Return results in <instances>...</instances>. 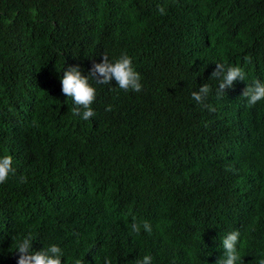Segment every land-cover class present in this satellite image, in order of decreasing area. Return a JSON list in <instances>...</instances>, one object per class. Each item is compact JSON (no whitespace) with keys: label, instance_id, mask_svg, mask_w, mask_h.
Instances as JSON below:
<instances>
[{"label":"trees","instance_id":"1","mask_svg":"<svg viewBox=\"0 0 264 264\" xmlns=\"http://www.w3.org/2000/svg\"><path fill=\"white\" fill-rule=\"evenodd\" d=\"M158 5L165 8V15L158 13ZM215 23L231 28L237 41L210 61V75L216 63L248 61L249 76L264 81V0H0V46H6L8 56V61L0 58V156L12 155L15 169L0 184V264H11L18 257L15 244L29 233L33 252L59 246L64 253L61 264H75L77 259L82 264H104L105 257L111 264H136L145 255L152 258L151 264H216L219 250L214 252L213 241L199 240H220L234 230L240 232L243 264H260L264 259V100L255 108L242 107L241 88L234 92L236 104L226 102L225 95L213 96L217 83L212 78L211 82L192 79L188 73L194 71L188 70L189 61L184 59L191 36L196 39V32ZM180 27L186 28L184 35L168 36ZM121 54L132 59L145 87L156 76L166 85L144 93L150 106L136 96L118 130L94 135L76 121L82 118L73 115L74 104L60 96V78L69 65H79L86 76L103 55L114 62ZM89 83L100 89L92 103L100 122L102 109L116 108L131 96L112 84L93 79ZM187 83L194 91L204 83L210 86L205 104L215 100L214 113L182 94ZM20 103L29 106L24 115L17 109ZM235 107L241 108L239 114L228 118ZM175 109L186 119L178 134L155 117ZM48 120L62 128L81 129L79 141L61 136L55 125L50 133ZM249 142L251 147L246 146ZM66 148L70 152H61ZM87 149L108 156L114 162L110 170L124 185H155L169 215L160 235L133 239L131 249L115 238L85 239L116 214L113 200L103 192L91 199L80 223L64 225L69 217L62 214L55 219L60 227H55L47 217L42 221L37 210L28 211L29 230L6 221L15 223L16 203L31 192L41 193L50 175L58 172L51 170L50 163L57 166L56 158L75 157ZM229 167L233 171L226 170ZM21 176L27 183L20 182ZM118 188V179H96L94 189ZM40 205L43 212L55 213ZM174 223L186 230L187 224L198 223L192 242L183 245L197 253L185 248L173 251ZM205 247L214 250L199 251Z\"/></svg>","mask_w":264,"mask_h":264},{"label":"clouds","instance_id":"2","mask_svg":"<svg viewBox=\"0 0 264 264\" xmlns=\"http://www.w3.org/2000/svg\"><path fill=\"white\" fill-rule=\"evenodd\" d=\"M147 8L151 12H156L155 7L147 5ZM157 11L160 15L166 14L163 6L158 5ZM204 28L206 29L200 33L196 32L198 35L196 39L191 36L190 42L187 44L184 59L189 61L188 70L194 71V73H188V75L197 81L211 82L212 78V82L217 83V90L212 95H217V98L225 95L226 102L231 101L236 104L237 97L234 92L241 88L242 94H239V96L245 103L242 107H258L259 101L264 100V81H262L261 77L249 76L247 72L248 61L229 65L216 63L215 69L210 75V61L220 58V52L223 47L225 49L230 44H234V33L231 28L217 23L204 26ZM184 29L186 28H176L168 36L173 32L184 35L182 34ZM168 36L166 39H168ZM0 58H2L1 62L8 61L4 44L0 46ZM67 67L60 78L62 91L60 96L74 104L72 108L73 115L82 118V121H76L80 122L94 135L105 136L118 130L120 125L124 124L126 118L124 113L127 112L136 96L141 97L150 106L144 93L149 89L166 85L161 76H156L145 87L142 75L134 69L132 59L127 54H121L114 62L110 61L107 55H103L102 62L93 63L86 76L82 75L79 65H69ZM184 67L187 68V65H184ZM183 74L186 73L183 71ZM89 79L95 80L97 84H112L114 89H121L124 92L123 95L131 94V96L125 103L116 104V108H112L109 105L106 109H102V121L100 122L97 119L98 110L95 111L92 105L97 95H99L100 89L91 86ZM184 86L185 90L182 94H185L189 100L193 99L197 104L206 107L209 112L214 113L216 111L213 106L216 103L215 100H212L210 104H205L212 91L208 84L204 83L199 87L198 91H194L189 83ZM226 107L229 109L228 105ZM17 109L19 114L24 115V111L28 110L29 106L28 104L20 103ZM240 109L236 110V107L230 109L228 118L232 119L234 115L239 114ZM183 116L184 112L175 109L174 111L170 110L163 117L159 115L155 117L157 122L166 123L169 127L168 130L172 134L174 132L178 134L183 131V122L186 120ZM48 124L50 133H53L52 127L55 125L58 127L61 136H69L74 141H79L81 129L72 126L62 128L55 120H48ZM246 146L251 147V142ZM70 150L71 148L61 149V152H70ZM61 157L56 158L58 161L57 166L50 163L51 170H57L58 172L50 175V179L42 192H31L25 197L26 200L17 202L18 219L14 223L12 219L8 218L6 219L8 223L29 230L32 228L29 210H37L40 213L39 215L42 216V221L43 218L47 217L51 221L50 225H57L55 227H60V224L55 219L62 214L69 217V221L64 223V225L69 226L73 223H80L91 199L97 193L103 192L106 196H109V199L113 200L114 208L117 210L116 214L108 218L105 224L94 233V236H89L85 239L93 238V241L103 240L106 242L109 238H115L118 241H123L126 247L131 249L133 239L140 236L160 235L162 226L169 219V215L167 205L162 195L156 190L155 185L146 187L133 182L129 185H124L121 178H118L116 173L110 170V165L114 164V162L110 161L108 156L98 154L97 150L87 149L75 157ZM13 167L14 159L12 155L0 156V184L7 181L10 173L14 174L15 169ZM226 170L233 171L231 167ZM98 171L100 172L99 175H97ZM96 179L102 181L118 179L120 188L117 190L96 191L94 189ZM20 182L27 183V178L21 176ZM43 203L50 206L55 213L43 212L40 205ZM27 208L28 210H26ZM169 223L167 222V225ZM174 226L175 231L172 235L173 251L177 252L184 248V244L189 245L192 242L196 236L198 223L187 224V230L177 223H174ZM13 227L5 232L12 230ZM53 228L51 226V229ZM184 236L186 239L183 238ZM33 240L31 233H29L16 242L15 252L18 257L13 259L10 262L11 264H61V257L64 256V253L59 246L53 244L40 251L33 252ZM239 243L240 232L238 230L231 231L226 236H221L220 240L213 241L211 244L215 248L214 252L219 250L216 264H238V262L243 264L238 250ZM86 256L87 253H84L82 257ZM93 259L96 260L95 255ZM151 260L150 256L145 255L136 264H151ZM75 264H82V261L77 259ZM104 264H111V260L105 257ZM260 264H264V259L260 261Z\"/></svg>","mask_w":264,"mask_h":264},{"label":"bare ground","instance_id":"3","mask_svg":"<svg viewBox=\"0 0 264 264\" xmlns=\"http://www.w3.org/2000/svg\"><path fill=\"white\" fill-rule=\"evenodd\" d=\"M212 241H215V240H211V241H208V242H205L204 241V239H200L199 240V242H201V243H210V242H212ZM184 248L189 252V253H197L198 251L197 250H195V249H193V248H191V247H189V246H184ZM215 249V248H214ZM214 249H208V248H203V249H200L199 251H201V252H208V251H213Z\"/></svg>","mask_w":264,"mask_h":264}]
</instances>
